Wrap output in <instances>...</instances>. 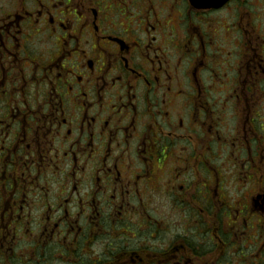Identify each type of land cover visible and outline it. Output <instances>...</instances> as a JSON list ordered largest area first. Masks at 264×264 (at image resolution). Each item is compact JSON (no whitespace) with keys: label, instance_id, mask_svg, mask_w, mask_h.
Returning a JSON list of instances; mask_svg holds the SVG:
<instances>
[{"label":"flooded vegetation","instance_id":"af4514ba","mask_svg":"<svg viewBox=\"0 0 264 264\" xmlns=\"http://www.w3.org/2000/svg\"><path fill=\"white\" fill-rule=\"evenodd\" d=\"M0 264H264V0H0Z\"/></svg>","mask_w":264,"mask_h":264}]
</instances>
